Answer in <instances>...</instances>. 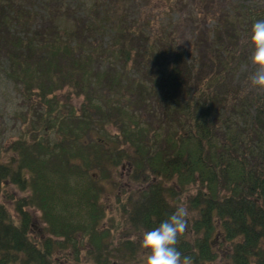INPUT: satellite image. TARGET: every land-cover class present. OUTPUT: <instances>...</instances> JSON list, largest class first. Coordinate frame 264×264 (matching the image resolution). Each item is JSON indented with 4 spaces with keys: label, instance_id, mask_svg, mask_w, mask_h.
I'll return each mask as SVG.
<instances>
[{
    "label": "trees",
    "instance_id": "trees-1",
    "mask_svg": "<svg viewBox=\"0 0 264 264\" xmlns=\"http://www.w3.org/2000/svg\"><path fill=\"white\" fill-rule=\"evenodd\" d=\"M149 1L0 0V68L22 83L20 90L39 97L29 106L23 98L26 109L21 102L17 117L24 124L10 144L4 145L0 133V199L7 197L15 207L14 214L0 202V264H53L67 246L53 238L75 233L82 236L71 238L73 248L86 236L93 249L103 250L110 233L96 226L106 216L104 190L101 175H90L89 168L104 163H125L137 174L147 170L174 183L169 194L150 181L138 196L128 195L126 212L136 227H156L175 211L169 199L179 194L176 187L185 192L200 182L185 202L198 212L190 229L204 239L192 246L177 243L178 250L196 248L197 262L211 264L219 238L225 252L230 250L228 264H264V87L245 92L238 89L242 81L235 85L232 76L211 67L228 54H234L235 69L250 60V28L264 19V5L242 11L234 4L218 14L204 2L203 21L216 24L199 30L192 50L177 41L171 21L154 40L137 27L140 13L144 29L155 18L147 12ZM140 51L147 56L137 65L134 55ZM153 57L166 64L160 75L151 76V84L133 78L135 70L153 69ZM65 83L87 92L79 110L66 112L51 96ZM153 100L164 106L166 118L144 121L135 106L148 115L155 110ZM28 110L34 112L31 120ZM31 208L46 223L43 238L32 234L37 215ZM90 254L87 259H94Z\"/></svg>",
    "mask_w": 264,
    "mask_h": 264
},
{
    "label": "rangeland",
    "instance_id": "rangeland-1",
    "mask_svg": "<svg viewBox=\"0 0 264 264\" xmlns=\"http://www.w3.org/2000/svg\"><path fill=\"white\" fill-rule=\"evenodd\" d=\"M206 1L210 4V6L218 11V14H223L227 11L229 12L230 8H232L234 4H238L242 7V11L252 6L256 7V3L264 5V0H150L147 5V12H154L153 15L155 18L153 19L150 27L144 29L143 24L147 22L146 18H142V12L137 16L139 19L137 27L140 30L142 27V30L148 32L151 39L154 40L162 33V28L168 25L167 21H171L170 23L174 24L176 27L174 29L176 31L175 38H180V40L177 39V41L181 46H185L186 49H192L190 45L195 43L196 34L199 30H207L208 27L212 29V27L216 24L215 21H203L205 9L204 2ZM242 4H244V6H242ZM135 6L137 9V4ZM60 18L63 19L64 16H60ZM142 20H144V23H142ZM136 30L138 29L136 28ZM130 37L131 39L136 38L131 43L140 45L143 50V44L140 39L135 35H130ZM41 53H43V50H41ZM134 56L138 57L136 60H140L137 62V65H142V62L145 61V58L143 57L147 55H143L142 51H140L139 54ZM233 56L234 54H228L220 58L218 63L211 66L214 68L212 72H219L225 77L229 75L232 76L234 78L233 81L235 85L238 84L236 79H239L242 81V86H239L238 89L244 90L245 92L254 89L248 81H250V76L252 75L254 68L256 71V65L251 62L250 58L247 63H241V65L236 69L235 66L232 68ZM163 64L165 63L162 60H158L156 57H153V60H148V65H152L153 69L146 67L142 71L137 72V70H135L131 75L133 78L144 79V81H148V83L151 84V76L156 77L157 75H160V71L163 69ZM162 77H165V75H162ZM214 81L215 80L213 78L212 82ZM17 86L22 88V83L17 85L7 76L6 72L0 68V133H5L2 138L5 140L4 145L10 144V142L17 137L18 130L24 124V121L17 117V113L22 112L20 107L21 102L24 106V111L26 109V104L24 103L23 98L28 100V106L30 103H35L34 100L39 99L36 95L31 98L29 94H26L25 91L20 90ZM62 87L63 88L61 89H57L51 96H55V98L61 102L60 106H62L66 112H70L73 110L72 108L79 110L84 103L83 97L87 96V92L86 94H79V90L72 89V86L68 83H65ZM198 88V91L201 92L204 87L199 85ZM230 95L233 94L230 93ZM153 103L155 105V110H152L148 115L142 105L138 104L135 106V110L139 112V116H143V114L145 115L144 121H147L148 117L152 121H159L162 118H166V114L164 115V112H166L164 106H160L154 100ZM28 114L30 120L33 119L34 112L28 110ZM187 130H189V128L184 125V128H182L184 135L186 134L184 131ZM114 132L115 131L112 130V133ZM150 136H153L152 133ZM122 165L104 163L102 165H91L89 168L90 175H101L100 179L104 190L101 195V204L105 208L106 216L105 218L99 219L96 226L98 230H107L110 233V237H106L102 245L104 249H93L95 248L93 243L85 236L84 243L80 246V248L83 247L82 252H78V249L80 248H73L71 245V238H80L82 236L80 233H75L71 235L72 237L69 236V238L67 236L61 238L55 237L53 239L57 242L67 243L65 251L66 255L69 254L70 257H67L64 254V250L59 251L58 254L53 256V264H141V257L145 250L141 247L140 240L142 238L143 231L151 229L145 228L144 226L138 228L135 226V223L131 221L125 207L127 197L129 194L138 196V194L141 193V190L147 189L151 186L150 181L161 185L164 194H169L167 188H170L174 183L172 181H168L167 179L166 183L164 182V179H156L147 170H140L137 174L136 170L132 166L126 164L124 167ZM146 178L148 179L146 180ZM5 183L9 184L8 188L11 191H15L19 196L22 195L17 188H14L12 182L6 180ZM199 185L202 184L200 182H194L189 185L185 192L184 190L176 187V191L179 194L174 195L172 199H169L173 208L184 206L189 212V215L186 218V226L183 232L178 235L177 243L183 242L188 246H192L190 243H196L198 239H204V235L202 233H196V230L190 229L192 225H189V223L191 219L198 216V212L196 208L190 207V205L188 206L185 202L186 198L189 199L190 196L194 194L196 195L199 190ZM125 192H127V194ZM18 195L17 197H19ZM179 197L181 198V201L176 204L175 200ZM1 198L0 202L7 203L9 205L8 208L15 214V207L12 205L14 202L9 201L7 197L4 198L1 196ZM182 203L184 204L182 205ZM31 211L37 215V218L35 217L33 219L32 234L35 238H43L46 234L45 229L47 230L46 223L45 221L38 220V217L41 215L38 210L31 208ZM107 227H109V229H105ZM56 244L54 246L55 250L59 247ZM213 244L214 246H212L214 249L212 246L211 248L216 254H213L215 257L212 262L209 261V263L228 264V258L225 257V255H227L230 250L228 249L225 252L224 248L226 246L222 244L219 238H216ZM183 252L184 251L181 252L182 264L183 258L187 257V255V264H204L202 260L197 262L196 259L201 256V253L196 248L190 252ZM90 253L94 259H87Z\"/></svg>",
    "mask_w": 264,
    "mask_h": 264
},
{
    "label": "clouds",
    "instance_id": "clouds-1",
    "mask_svg": "<svg viewBox=\"0 0 264 264\" xmlns=\"http://www.w3.org/2000/svg\"><path fill=\"white\" fill-rule=\"evenodd\" d=\"M252 46L251 62L256 71L250 76V84L264 87V19L256 20L249 33ZM189 212L186 207L178 206L166 219L151 230H145L140 240L145 250L141 264H182V253L176 247L178 235L183 232ZM187 264V257L183 258Z\"/></svg>",
    "mask_w": 264,
    "mask_h": 264
}]
</instances>
